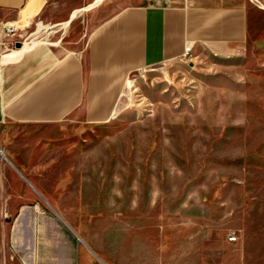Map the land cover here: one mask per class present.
I'll list each match as a JSON object with an SVG mask.
<instances>
[{"label":"rangeland","instance_id":"rangeland-1","mask_svg":"<svg viewBox=\"0 0 264 264\" xmlns=\"http://www.w3.org/2000/svg\"><path fill=\"white\" fill-rule=\"evenodd\" d=\"M138 1L169 2L108 5ZM40 3L28 0L15 42L53 35L31 20ZM245 9L237 46L131 71L103 120L4 124L1 139L24 153L0 155V180L14 181L0 185V216L14 191L93 222L139 263L264 264V0Z\"/></svg>","mask_w":264,"mask_h":264},{"label":"crops","instance_id":"crops-1","mask_svg":"<svg viewBox=\"0 0 264 264\" xmlns=\"http://www.w3.org/2000/svg\"><path fill=\"white\" fill-rule=\"evenodd\" d=\"M27 2L0 0L3 157L24 153L1 139L4 124L103 120L114 84L131 71L180 59L185 43L197 56L228 51L247 33L246 0L138 1L113 11L109 0H38L31 20L49 21L53 35L17 43L13 24L26 15ZM58 5L63 16L50 22ZM8 197L13 206L0 216V264H143L133 251L110 246L93 222H77L58 205L41 208L14 191Z\"/></svg>","mask_w":264,"mask_h":264},{"label":"built area","instance_id":"built-area-1","mask_svg":"<svg viewBox=\"0 0 264 264\" xmlns=\"http://www.w3.org/2000/svg\"><path fill=\"white\" fill-rule=\"evenodd\" d=\"M189 44L188 43H185L183 45V49H182V53H181V56L182 57H186L188 55V48H189Z\"/></svg>","mask_w":264,"mask_h":264},{"label":"bare ground","instance_id":"bare-ground-1","mask_svg":"<svg viewBox=\"0 0 264 264\" xmlns=\"http://www.w3.org/2000/svg\"><path fill=\"white\" fill-rule=\"evenodd\" d=\"M189 50H190V46H189V48H188V54H189ZM226 56H228V55L226 54Z\"/></svg>","mask_w":264,"mask_h":264}]
</instances>
